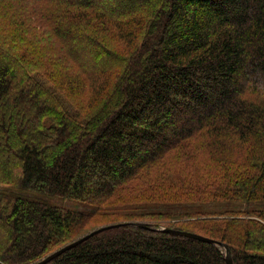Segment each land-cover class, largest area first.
I'll return each instance as SVG.
<instances>
[{
  "label": "trees",
  "instance_id": "trees-1",
  "mask_svg": "<svg viewBox=\"0 0 264 264\" xmlns=\"http://www.w3.org/2000/svg\"><path fill=\"white\" fill-rule=\"evenodd\" d=\"M0 184V264L42 260L91 216L149 227L104 229L45 264H227L163 226L264 264L254 214L148 209L264 200V0H0Z\"/></svg>",
  "mask_w": 264,
  "mask_h": 264
},
{
  "label": "rangeland",
  "instance_id": "rangeland-1",
  "mask_svg": "<svg viewBox=\"0 0 264 264\" xmlns=\"http://www.w3.org/2000/svg\"><path fill=\"white\" fill-rule=\"evenodd\" d=\"M53 89V87H51ZM57 95L59 101L65 108L69 111H73L72 109V98L68 96L65 92L62 91H54ZM9 191V187L0 184V190ZM35 196H37L35 194ZM45 200L53 206H57L58 208L64 210H71L74 212H85L87 214L91 213L92 208L90 204L85 203L84 201H80L77 199L70 198L65 195H47L45 196ZM148 209L151 211L162 210L167 212H180V211H207V212H220L223 210H229L233 214H239L242 217H251L249 215L254 214V216L260 217V222L264 223V200L252 201L249 203L240 202V201H222V202H210V203H161L156 205V208L148 206ZM148 210V211H150ZM237 215L238 217H240ZM259 215V216H258ZM263 217V218H262ZM97 217L91 216L90 219L83 225H78L76 228L72 229L70 233L71 240L76 239L84 233L89 232L92 229H95L98 226ZM224 251V250H223Z\"/></svg>",
  "mask_w": 264,
  "mask_h": 264
},
{
  "label": "water",
  "instance_id": "water-1",
  "mask_svg": "<svg viewBox=\"0 0 264 264\" xmlns=\"http://www.w3.org/2000/svg\"><path fill=\"white\" fill-rule=\"evenodd\" d=\"M119 225H133V226L146 227V228L149 227L144 222H134V221H125V222H121V223L100 226V227H97V228L85 233L84 235L80 236L79 238L67 243L66 245L62 246L61 248L57 249L56 251H54L51 254L44 257L42 260H40L36 263H33V264H45V263L49 262L50 260H52L54 257H56L59 254H61L62 252H64L65 250L76 246L77 244L86 240L90 236H92V235H94V234H96V233H98L104 229L119 226ZM158 230H163V231L168 232L170 234L182 235V236H186V237H192V238H196V239L215 243L224 250L223 252H224L226 263L227 264H234L233 259L231 257V252H230L229 246L226 243H223L221 241L214 240V239L199 235L197 233H193L191 231L182 230V229L168 228V227L163 226V227L158 228Z\"/></svg>",
  "mask_w": 264,
  "mask_h": 264
}]
</instances>
